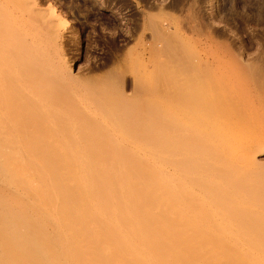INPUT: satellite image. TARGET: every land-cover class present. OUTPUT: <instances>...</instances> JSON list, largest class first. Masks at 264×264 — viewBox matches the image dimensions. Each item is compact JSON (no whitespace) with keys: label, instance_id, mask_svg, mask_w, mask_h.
<instances>
[{"label":"bare ground","instance_id":"obj_1","mask_svg":"<svg viewBox=\"0 0 264 264\" xmlns=\"http://www.w3.org/2000/svg\"><path fill=\"white\" fill-rule=\"evenodd\" d=\"M47 3L41 18L56 32L62 15ZM6 4L0 0V264H264V202H253L263 188L247 168L256 162L250 146L227 143L230 156L213 168L199 143L191 158L174 161L154 133L157 145H135L137 137L131 151L122 145L120 154L134 158H107L117 150L89 135L93 114L80 111L81 119L71 112L78 103L59 96L49 103L42 78L14 64L1 22ZM223 165L235 168L225 174Z\"/></svg>","mask_w":264,"mask_h":264},{"label":"rangeland","instance_id":"obj_2","mask_svg":"<svg viewBox=\"0 0 264 264\" xmlns=\"http://www.w3.org/2000/svg\"><path fill=\"white\" fill-rule=\"evenodd\" d=\"M47 1L2 6L4 40L14 64L42 78L49 103L59 96L78 103V117L93 114L89 135L117 150L107 158L132 159L122 145L131 151L136 137L150 146L160 136L174 161L199 143L215 168L228 144H247L256 158L247 168L264 194V0H52L62 15L56 32L41 18ZM262 194L252 201L263 203Z\"/></svg>","mask_w":264,"mask_h":264}]
</instances>
